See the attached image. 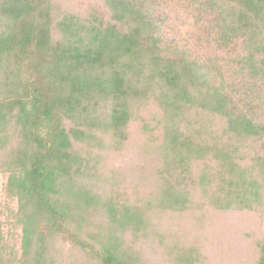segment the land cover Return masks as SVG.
<instances>
[{
	"label": "trees",
	"instance_id": "obj_1",
	"mask_svg": "<svg viewBox=\"0 0 264 264\" xmlns=\"http://www.w3.org/2000/svg\"><path fill=\"white\" fill-rule=\"evenodd\" d=\"M0 2V174L22 230L0 264H264V116L237 131L222 76L130 0ZM235 5L236 63L264 81V0ZM152 215L174 233L164 262Z\"/></svg>",
	"mask_w": 264,
	"mask_h": 264
},
{
	"label": "rangeland",
	"instance_id": "obj_2",
	"mask_svg": "<svg viewBox=\"0 0 264 264\" xmlns=\"http://www.w3.org/2000/svg\"><path fill=\"white\" fill-rule=\"evenodd\" d=\"M222 1L217 0L218 3L208 5L207 0H130L134 8L143 10L153 17V39L158 40L162 46L168 45L184 50L194 61L197 70H210L222 76V99L225 108L230 114L235 129L246 132L264 116V81L261 78H254L247 72L240 73L236 57L248 53L241 32L249 25V18L233 16L230 7L236 6L238 0H224L227 3L224 6ZM211 5L213 8L209 11ZM217 8L221 10L217 11ZM2 9L3 3L0 2V12ZM227 29L232 30L233 37H223ZM173 170L169 164V173L166 177H172L174 182L180 183L179 188L186 185L189 177L186 176L185 181L183 178L180 181L179 170ZM6 176L0 174V246L5 256L9 255L13 246V259L16 260L21 252L22 230L20 225L15 223L16 198L7 197L4 190ZM190 183L193 184L192 181ZM152 218L153 222L147 226L153 234L156 233L155 235L166 243L161 249L156 248L157 260L161 259L159 256H163L164 262L168 250L174 247L170 243L172 239L169 240L170 237L173 238L174 233L163 224L164 221L154 222L155 215H152ZM204 220L205 218L202 217L203 227L208 228L209 225L205 224ZM159 224L161 226H158ZM159 228L161 234L157 233ZM144 236V233H139L132 239L144 238ZM153 239H156L155 236ZM232 239L237 238L232 237ZM13 264L17 263L14 261Z\"/></svg>",
	"mask_w": 264,
	"mask_h": 264
}]
</instances>
